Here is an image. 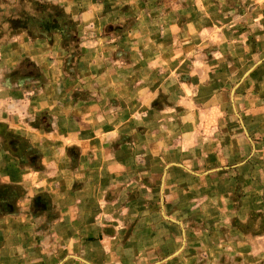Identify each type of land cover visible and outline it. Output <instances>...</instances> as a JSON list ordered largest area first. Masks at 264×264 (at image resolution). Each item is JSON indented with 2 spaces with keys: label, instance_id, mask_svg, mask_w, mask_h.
I'll return each mask as SVG.
<instances>
[{
  "label": "crops",
  "instance_id": "0c3cea01",
  "mask_svg": "<svg viewBox=\"0 0 264 264\" xmlns=\"http://www.w3.org/2000/svg\"><path fill=\"white\" fill-rule=\"evenodd\" d=\"M0 191V264H199L264 209V0H0Z\"/></svg>",
  "mask_w": 264,
  "mask_h": 264
},
{
  "label": "rangeland",
  "instance_id": "374dc122",
  "mask_svg": "<svg viewBox=\"0 0 264 264\" xmlns=\"http://www.w3.org/2000/svg\"><path fill=\"white\" fill-rule=\"evenodd\" d=\"M231 198L237 200L240 198V192H235ZM201 225L202 223L198 222L192 223L190 228L195 231L204 229ZM207 226H210L209 222ZM218 228L220 231L217 238L208 241L191 240L185 245L192 255L199 258V264H264V209L252 214L249 212L245 223L238 224L228 220L223 221ZM217 246L223 253L217 254L214 251L213 248ZM202 252H206L208 258H205ZM147 257L145 255L143 259Z\"/></svg>",
  "mask_w": 264,
  "mask_h": 264
},
{
  "label": "trees",
  "instance_id": "16d2710c",
  "mask_svg": "<svg viewBox=\"0 0 264 264\" xmlns=\"http://www.w3.org/2000/svg\"><path fill=\"white\" fill-rule=\"evenodd\" d=\"M22 14H25L27 18L31 19H35V15L36 13L33 12V9L30 10L29 6L25 5L23 7H20ZM38 11V9H37ZM37 19V18H36ZM56 20V19H54ZM62 20V19H61ZM33 21V20H31ZM64 21V18H63ZM40 199V201H38ZM10 200H9V196H7L6 192L4 191H0V208L4 211L3 213H7L9 211H11V207H10ZM48 209V201L42 197V196H38L34 199L33 202V211L35 213H40V212H45Z\"/></svg>",
  "mask_w": 264,
  "mask_h": 264
}]
</instances>
